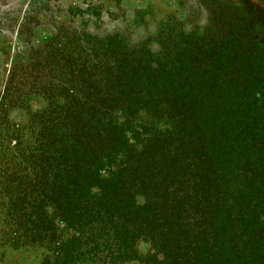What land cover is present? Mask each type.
<instances>
[{
    "label": "trees",
    "instance_id": "trees-1",
    "mask_svg": "<svg viewBox=\"0 0 264 264\" xmlns=\"http://www.w3.org/2000/svg\"><path fill=\"white\" fill-rule=\"evenodd\" d=\"M206 2L203 29L171 15L156 48L110 35L67 61L80 80L36 114L10 246H53L57 264H264V8Z\"/></svg>",
    "mask_w": 264,
    "mask_h": 264
},
{
    "label": "rangeland",
    "instance_id": "rangeland-1",
    "mask_svg": "<svg viewBox=\"0 0 264 264\" xmlns=\"http://www.w3.org/2000/svg\"><path fill=\"white\" fill-rule=\"evenodd\" d=\"M243 3L264 8L259 0L238 2ZM206 5V0H0V104L5 100L0 107V264H57L53 246L8 244L5 205L20 181L27 183L32 176L40 149L36 138L41 119L36 114L55 88L80 80L70 74L67 61L87 56L99 47L96 40L110 35L130 45L151 43L171 15L184 21L186 29H203L213 11ZM148 251L149 245L140 241L138 253ZM79 261L71 264H106L102 258Z\"/></svg>",
    "mask_w": 264,
    "mask_h": 264
}]
</instances>
